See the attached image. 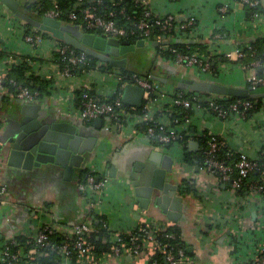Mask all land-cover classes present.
<instances>
[{"label": "crops", "instance_id": "0c3cea01", "mask_svg": "<svg viewBox=\"0 0 264 264\" xmlns=\"http://www.w3.org/2000/svg\"><path fill=\"white\" fill-rule=\"evenodd\" d=\"M49 1L52 7L57 5L56 0ZM148 4L155 14H174L181 21L192 15L198 32L185 40L205 43L206 51H223L231 46L250 43L257 36L264 38V13L259 25L253 26L245 20L243 9L233 0H148ZM219 6H224L225 10H219ZM24 30V23L0 5V65H7L9 54L29 58L31 74L48 82L43 96L35 102L45 105L49 117L59 121L68 120L78 125L84 133H91L97 138L93 151L79 168L87 167L102 174L106 164L111 162L116 170L111 177L102 174L105 183L101 189L95 191L87 188L82 193L78 185L74 186L72 182L79 168L74 170L71 180H65L63 169L28 172L8 166L3 156L0 181L7 186V194L5 201L0 203V247L6 242L15 241L18 236L32 238L47 224L70 229L72 225L85 221L92 211L104 218L110 233L132 230L145 220L174 221L180 228L187 255L191 257L189 262L183 264H251L264 247V204L260 194L252 191L247 195H237L235 189L225 187L196 159L192 164L184 163L183 147L176 142L170 147L154 150L172 158L171 172L166 176L168 182L178 186L179 195L182 196L179 220L169 219L153 202L147 209L139 207L134 199L131 179L140 173L135 165L138 162L145 164L151 146L146 140L131 135L129 130H119L110 119L104 118L99 127L93 124L88 126L78 116L69 113L71 87L68 81L63 80L60 88L49 84L61 80L49 55L48 39L52 38L45 39L39 45L32 44L25 41ZM209 32H219L220 36L208 37ZM222 63L215 67L214 74L197 72L194 75L226 84L245 85L253 73L251 69L242 70L225 61ZM16 100L14 91L7 86L0 89V134L7 125L6 119H13L17 113L19 104ZM185 129L198 135L205 132L219 136L230 149L251 158L257 157L259 149L264 146V99L259 110L249 117L236 114L222 119L193 112ZM198 149L199 143L195 150L190 151L196 152ZM182 177L193 184L195 196L180 192ZM165 203L169 210L172 199ZM23 250L24 247L19 246L18 251L23 253ZM33 250L28 251L32 253ZM101 260L102 264H151L149 260H140L127 253ZM58 264L72 263L60 257Z\"/></svg>", "mask_w": 264, "mask_h": 264}, {"label": "built area", "instance_id": "2783aa9c", "mask_svg": "<svg viewBox=\"0 0 264 264\" xmlns=\"http://www.w3.org/2000/svg\"><path fill=\"white\" fill-rule=\"evenodd\" d=\"M19 1L21 4L30 2L24 0ZM81 1L77 0L72 10L68 13L71 23H76L74 21L80 15L82 25L77 24L81 29H90L95 34L103 37L126 39L127 34L137 33L139 39L144 40L146 44L157 42V46L161 52L171 51L172 55L165 56L162 60L165 63L179 67L186 73L194 75L197 72H211L213 70L211 65L213 64V59L216 60L214 61V63L216 62V66L223 64V61L220 60L221 56L226 58L227 61L225 62L228 64L236 65L242 70L249 69L240 61L246 54L245 50L250 49L249 43L235 47L231 46L223 51L210 50L206 53L198 51L191 53L182 52L168 47L169 41L190 39L198 32L195 18L192 15L181 21L174 14H155L151 10L148 0H137L142 6V11L133 23L134 29L128 33L126 27L118 23L113 10L99 12L90 7L79 8ZM233 1L239 5L242 2L257 5L259 2V0ZM35 2L39 5V0ZM78 9L79 13H76ZM219 10L224 11L225 7L219 6ZM59 14L60 10L56 5L44 11L43 16L58 19ZM261 18L262 15L257 13L252 19L248 20L250 21L248 23L253 26H258ZM154 27H157L160 33L155 32L153 30ZM217 33L209 32L208 37L218 38L220 33ZM24 39L26 42L38 45L43 43L45 39L47 41V38H43L38 34H24ZM48 43L50 44L49 55L52 59L51 62L54 63L56 71L61 77V80H55L49 84L52 87L60 88L63 80L68 81L71 87V96L69 98L70 110L68 112L78 116L82 121H89L98 117H107L115 122L119 130H129L131 135L146 140L154 149L162 148L164 144H173L176 142L183 147L179 141L183 135L187 136L190 140L199 137L200 135L185 129L189 125V120L193 112H203L208 115L218 116L222 119L236 114L245 117L244 111L252 105L250 101L241 98H237L235 101L225 105L221 102L222 100H226L225 95L201 91L191 92L186 88L178 90L179 88L177 87L175 88L172 85L163 84L153 79L151 74L141 75L129 73L124 75L120 72L119 68L108 67L107 63L98 59L94 61L93 65L88 66L90 57L92 56L83 51L76 50L68 44H63L55 38L48 39ZM8 59L7 65H0V89L5 87L4 80L6 79L8 68L11 65L23 62L28 66L31 64L29 58H18L13 54H9ZM250 65L259 66L260 63L255 60ZM29 68L26 75L32 73L31 66ZM9 82L14 88V95L17 99L24 100L28 103H34L38 100L39 93L37 91H32L28 86L18 84L13 79H10ZM246 82H250L252 85L263 84L264 69L260 76L252 73ZM126 84L138 85L143 89L142 103L139 106L141 107L140 111L137 110V107L122 102L121 92ZM119 88L121 91L118 92L117 90ZM75 90H82L79 102H75ZM178 106L191 111L190 114L184 116L183 122H180L177 118H170L168 115V113L174 112L175 107ZM208 135V146L204 161L206 170L210 172L217 171L219 173L218 180L222 182L231 181V188L233 189L240 186L241 179L246 177L249 172L260 170L261 183L250 186V188H252V191L260 194L264 204V168L260 169L258 166L257 157L251 158L245 153H239V159L234 165L237 169L238 177L231 179L233 167L223 160L217 159L215 155L218 148L225 141L219 136L213 134ZM2 157L3 155L0 153V163ZM104 183L103 178L96 180V176L89 174L87 175L86 183H79L78 188L82 192L84 191V193L87 188L96 191L101 189ZM6 194L7 186L0 181V203L5 201ZM51 225L47 224L42 226L37 234L32 237L35 244L38 246L44 245L47 242V235L53 231L63 234L64 240L58 249L59 256L70 260V256L74 254L76 256L75 263L102 264L101 259L122 253H127L140 260H150V257L154 253H159L164 256L167 264H183V262H189L191 260V257L185 253L183 248H175L167 241H162L159 238L162 234L167 238L174 237L173 233L166 231L169 227L176 226L174 221L145 220V222L139 224L132 230L110 233L111 240L115 244L114 251L103 254L100 257L94 254L93 244L84 236L93 230L91 223L83 222L66 230L58 225L54 226V228ZM136 233H139L140 236L138 237ZM123 234L129 236L127 241H123ZM34 251L35 249L31 252L33 253ZM262 252H264V247L255 256L253 260L254 264H264V257L261 255ZM29 254L31 253L29 252ZM40 254H45V252H41ZM23 255L21 252H12L8 242H6L0 247V264H29L28 259L23 258ZM151 264H155V262L153 261Z\"/></svg>", "mask_w": 264, "mask_h": 264}, {"label": "water", "instance_id": "95a60500", "mask_svg": "<svg viewBox=\"0 0 264 264\" xmlns=\"http://www.w3.org/2000/svg\"><path fill=\"white\" fill-rule=\"evenodd\" d=\"M0 5L23 23L49 30L65 44L107 63L109 67L123 69L128 64V53L136 48L158 45L157 42L146 44L142 39L131 43L127 39L103 37L84 31L77 23H63L47 16L38 20L20 10L19 0H0ZM151 77L163 83L168 82L167 77L157 74H151ZM176 87L236 98L264 97V90L254 91L252 86L226 84L193 74L188 79L181 78ZM142 95L143 89L140 86L126 84L121 92V100L124 104L139 107ZM16 101L19 104L16 117L6 119L7 125L0 134V153L6 159L7 165L28 172L60 168L63 169V178L71 180L74 170L83 165L93 151L97 138L91 133H84L78 125L68 120L59 121L49 117L42 103H28L21 99ZM104 118L108 119H93V126L99 127ZM197 146L196 140L188 142L189 150H195ZM147 156L145 164L138 162L135 165L140 173L131 179L134 199L142 209H147L153 202L160 206L169 219L179 220L182 196L179 195L178 186L168 182L166 176L171 172L172 158L152 147L148 148ZM115 170V165L108 162L102 174L111 177L115 175ZM170 199L173 204L169 207L171 210H167L168 205L165 202Z\"/></svg>", "mask_w": 264, "mask_h": 264}, {"label": "trees", "instance_id": "16d2710c", "mask_svg": "<svg viewBox=\"0 0 264 264\" xmlns=\"http://www.w3.org/2000/svg\"><path fill=\"white\" fill-rule=\"evenodd\" d=\"M76 0H56L57 7L60 10V14L58 16V19L63 23H69L71 20L68 17V13L70 10H72ZM241 8L243 9L244 17L246 20H250L253 18L255 14H263L264 10V4L261 0H259L257 5H251L249 3L242 2L240 4ZM52 7V4L49 0H39V5L36 2H27L24 4H21L20 10L38 20H40L43 15L44 11L50 9ZM94 8L95 10H98L99 12H108L109 10L114 11L115 18L117 19L118 23L123 24V26L126 27V30L128 33H130L131 30L134 29L133 23L139 16V14L142 11V6L137 2V0H100V1H92V2H81L79 5V8ZM76 13H79V9L76 11ZM129 17V18H127ZM76 23L81 24V16L78 15L77 19L74 21ZM25 25V34L35 35L38 34L43 38H55L52 32L46 29H39L32 27L31 25L24 23ZM82 25V24H81ZM84 28V26H83ZM89 32H94L90 29H84ZM153 30L157 33H160L157 27H154ZM129 42L135 43L137 40H139V37L137 36V33L135 34H127L125 37ZM60 40V39H58ZM63 44L64 42L60 40ZM250 49H246L245 56L240 60L242 64L246 65L249 69L253 71V73L256 76L262 75V71L264 69V38L261 36H257L249 43ZM168 47L173 48L177 51L182 52H204L206 53V47L205 43L200 42H191L190 40H173L168 42ZM141 48H147L149 51H152V54L150 57L144 60L138 59L136 57L132 56V53H128V64L125 68L119 69L122 74H129V73H137L141 75H150V74H157V75H164V77L168 78V82L166 84L172 85L176 88V83L181 78H189V73L184 72L182 69H180L177 66L170 65L168 63H165L162 59L166 56L172 55L171 51H160L158 46H145ZM76 51V50H75ZM77 52V51H76ZM96 58L90 57V62L88 66H91L94 64V61ZM221 61H227L226 58L220 57ZM259 61V66H253L250 65L253 61ZM213 64L211 73H216L215 67L216 62ZM108 66V65H107ZM109 67V66H108ZM29 66L23 62L19 64L11 65L8 68L6 79L4 80V85L7 86L10 90L14 91L13 86H11V83L9 82L10 79H13L15 82L21 85H26L29 87L32 91H37L39 93L38 99L43 96V92L45 91V88L47 86L46 81L40 79L38 76L29 74L26 75V73L29 71ZM252 84L250 82H246L245 86H251ZM254 91H262L264 90V83L263 84H253ZM182 88H179L178 90H181ZM118 92L121 91L119 88L117 90ZM192 92V90H190ZM82 90H75L74 91V99L75 102H79L81 98ZM236 97L226 96V100H222L221 102L225 105H227L230 102L235 101ZM248 100L252 103V105L247 108L244 111L245 117H249L252 115L255 111L259 110V108L262 106L264 97H255V98H241ZM141 107H137V110L140 111ZM191 111L187 110L182 107H175L174 112L168 113L170 118H177L180 122H183L184 116L190 114ZM84 122V121H83ZM85 125L90 126L92 124V120L85 121ZM184 131V130H183ZM208 139L209 135L205 132L196 138V140L199 143V149L196 152H191L188 147V142L190 141L187 136H184L179 140L182 143L183 146V162L186 164H192L194 160L196 159L200 165L204 166V161L206 158V148L208 146ZM221 140V139H219ZM163 146L170 147L171 143L164 144ZM216 158L219 160H223L225 163L229 164L232 169L231 173V179H234L238 177L237 169L234 167L236 161L239 159V153L230 149L227 144L224 142L216 151L215 153ZM257 164L260 167V169L264 168V146L261 147L257 153ZM210 172V171H209ZM212 174L219 177V173L217 171H212ZM93 175L98 176L99 179L103 178L102 174L97 171H92L87 167H81L78 169V174L75 177L74 186L79 185V183H86L87 175ZM222 182V181H221ZM224 183L225 187L231 188V181H225ZM261 183L260 178V170H253L247 174L246 177L241 179L240 186L235 189L237 195H247L252 191V188L250 186L257 185ZM180 186V192H182L185 195H193L195 196V190L193 187V184H191L189 179H186L185 177L180 179L179 182ZM75 188V187H74ZM264 190V189H263ZM83 193V192H82ZM89 220V221H88ZM90 222L93 230L84 235L86 239L93 244V252L96 256L100 257L103 254L106 253H112L115 248V244L111 240L110 232L107 231L106 225H104V218L101 216H98L94 214L92 211H90L87 215V219L83 222ZM83 222L77 223L81 224ZM74 224V225H77ZM72 225L71 227H73ZM53 228L54 226H57V224L51 225ZM70 227V226H69ZM167 232H171L174 234L173 238H167L164 234L160 235L159 238L162 241H167L171 246L173 247H179L183 248L185 253L186 252V246L185 242L182 240L181 237V231L178 226H172L169 227ZM136 235L139 237V233H136ZM123 241L128 240V235L123 234ZM106 239V240H105ZM64 240V235L60 234L56 231H53L47 235V242L44 245L38 246L35 244L34 239L27 238L25 236H18L16 237L15 241L8 242L10 250L14 253H18L19 246L24 247L23 258L28 259L29 264H58L59 263V253L58 249L62 245ZM35 249V251L31 254H29V249ZM41 252H45V254H40ZM261 255L264 257V252L261 253ZM22 257V256H20ZM76 256L73 254L70 256V261L72 264H75ZM155 262V264H165V258L162 254L154 253L151 257L149 262ZM251 264H254L253 261Z\"/></svg>", "mask_w": 264, "mask_h": 264}, {"label": "rangeland", "instance_id": "374dc122", "mask_svg": "<svg viewBox=\"0 0 264 264\" xmlns=\"http://www.w3.org/2000/svg\"><path fill=\"white\" fill-rule=\"evenodd\" d=\"M132 53L133 57H136L138 59L144 60L148 59L150 55L152 54V51H149L147 48H136Z\"/></svg>", "mask_w": 264, "mask_h": 264}]
</instances>
